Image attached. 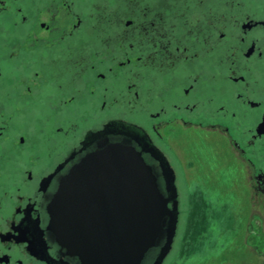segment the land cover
Here are the masks:
<instances>
[{
	"label": "flooded vegetation",
	"instance_id": "1",
	"mask_svg": "<svg viewBox=\"0 0 264 264\" xmlns=\"http://www.w3.org/2000/svg\"><path fill=\"white\" fill-rule=\"evenodd\" d=\"M172 122L221 137L211 169L255 193L264 256V0H0V264H86L48 205L104 139L139 150L165 195L173 170L174 245Z\"/></svg>",
	"mask_w": 264,
	"mask_h": 264
},
{
	"label": "water",
	"instance_id": "2",
	"mask_svg": "<svg viewBox=\"0 0 264 264\" xmlns=\"http://www.w3.org/2000/svg\"><path fill=\"white\" fill-rule=\"evenodd\" d=\"M97 146L61 179L48 205L50 228L86 264H141L158 246L151 264H163L179 218L173 170L162 163L165 195L139 150L107 139ZM90 200L97 210L85 207Z\"/></svg>",
	"mask_w": 264,
	"mask_h": 264
},
{
	"label": "rangeland",
	"instance_id": "3",
	"mask_svg": "<svg viewBox=\"0 0 264 264\" xmlns=\"http://www.w3.org/2000/svg\"><path fill=\"white\" fill-rule=\"evenodd\" d=\"M163 127L183 175L178 235L163 264H262L264 256L249 239L255 193L237 192L240 182L228 169L220 176L211 169V149L221 137L180 122Z\"/></svg>",
	"mask_w": 264,
	"mask_h": 264
}]
</instances>
